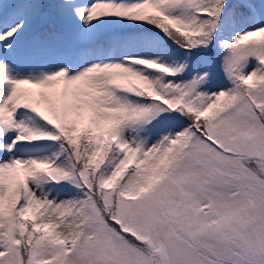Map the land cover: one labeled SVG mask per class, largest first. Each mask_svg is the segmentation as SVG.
I'll list each match as a JSON object with an SVG mask.
<instances>
[{"label": "snow or ice", "instance_id": "snow-or-ice-1", "mask_svg": "<svg viewBox=\"0 0 264 264\" xmlns=\"http://www.w3.org/2000/svg\"><path fill=\"white\" fill-rule=\"evenodd\" d=\"M0 264H264V0H0Z\"/></svg>", "mask_w": 264, "mask_h": 264}]
</instances>
